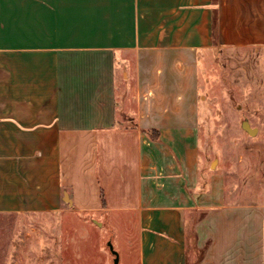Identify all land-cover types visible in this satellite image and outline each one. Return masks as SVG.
<instances>
[{
  "label": "crops",
  "instance_id": "obj_1",
  "mask_svg": "<svg viewBox=\"0 0 264 264\" xmlns=\"http://www.w3.org/2000/svg\"><path fill=\"white\" fill-rule=\"evenodd\" d=\"M230 49L264 50V0H0V215L97 213L119 264H264V187L201 166Z\"/></svg>",
  "mask_w": 264,
  "mask_h": 264
},
{
  "label": "rangeland",
  "instance_id": "obj_2",
  "mask_svg": "<svg viewBox=\"0 0 264 264\" xmlns=\"http://www.w3.org/2000/svg\"><path fill=\"white\" fill-rule=\"evenodd\" d=\"M244 121L257 132L244 129ZM198 138L206 171L224 173L232 188L244 179L264 187V50L204 53ZM101 222L97 213L73 211L2 214L0 264H113L109 241L121 256H135V244L127 249L121 239L129 229Z\"/></svg>",
  "mask_w": 264,
  "mask_h": 264
},
{
  "label": "water",
  "instance_id": "obj_3",
  "mask_svg": "<svg viewBox=\"0 0 264 264\" xmlns=\"http://www.w3.org/2000/svg\"><path fill=\"white\" fill-rule=\"evenodd\" d=\"M243 128L246 129L250 134L257 132V128H252L247 121H244L242 124ZM214 163V162H213ZM111 252L114 254L113 264H119L120 256L117 250L114 249L112 242H108Z\"/></svg>",
  "mask_w": 264,
  "mask_h": 264
},
{
  "label": "trees",
  "instance_id": "obj_4",
  "mask_svg": "<svg viewBox=\"0 0 264 264\" xmlns=\"http://www.w3.org/2000/svg\"><path fill=\"white\" fill-rule=\"evenodd\" d=\"M103 203H105L104 199H103Z\"/></svg>",
  "mask_w": 264,
  "mask_h": 264
}]
</instances>
